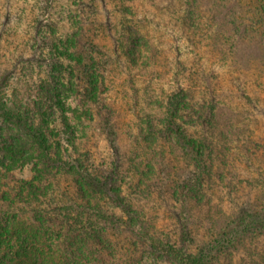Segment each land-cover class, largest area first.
I'll return each instance as SVG.
<instances>
[{
	"label": "trees",
	"instance_id": "16d2710c",
	"mask_svg": "<svg viewBox=\"0 0 264 264\" xmlns=\"http://www.w3.org/2000/svg\"><path fill=\"white\" fill-rule=\"evenodd\" d=\"M49 3L51 0H45V8H35L31 14V44L25 60L29 70L43 77L34 87L27 86L22 97L14 94V89L9 96L7 88L15 66L0 72V264H213L215 247L238 252L247 242L263 237L264 205L260 212L239 210L214 239L193 249L195 238L185 225L180 223L183 228L175 239L159 236L143 210L122 196L123 178L118 177L121 157L113 161L108 176L93 175L87 166L90 155L81 154L75 143L77 131L83 133V122L97 121L103 126L116 152L114 140L120 136L114 131L116 109L104 100L111 63L100 42L108 39L113 44L115 60L120 49L133 66L147 69L155 63L146 55L149 42L141 25L125 29L127 45L121 47L108 25L111 15L109 20L104 17L101 25L90 26L82 5L95 13L91 1L77 4L79 14L68 19L72 30L56 38L55 24L44 25L40 20L52 8ZM100 3L106 7L105 0ZM43 48L50 49L47 58L41 53ZM62 59L69 66H63ZM66 98L73 99V109L63 105ZM147 107L149 111L142 113L143 121L135 129L134 142L141 158L140 162L138 156L131 159L126 175H133L135 185L130 187L146 197L149 176L156 165L164 166L165 149L170 145L193 162L191 176L174 183L171 197L182 207L188 202L197 204L200 195L205 196V162L213 148L204 131V124L214 118L213 107L207 108V113L180 88L156 98L151 95ZM153 109L159 116L150 112ZM55 113L63 121L59 132L63 136L53 143L55 135L50 128ZM189 113L195 119L191 135L184 129ZM210 139H214L212 135ZM26 169L32 175L29 181L14 178L15 172ZM64 178L70 182L62 187ZM245 250L249 264H263L254 250Z\"/></svg>",
	"mask_w": 264,
	"mask_h": 264
},
{
	"label": "rangeland",
	"instance_id": "374dc122",
	"mask_svg": "<svg viewBox=\"0 0 264 264\" xmlns=\"http://www.w3.org/2000/svg\"><path fill=\"white\" fill-rule=\"evenodd\" d=\"M82 1H91L97 11L82 5L90 26L101 25L104 17L110 19L108 25L120 40V47L127 45L125 29L141 25L149 42L146 55L155 63L147 69L138 68L123 57L120 49L115 60L113 44L108 39L100 42L111 63L104 100L116 109L114 131L120 136L114 140L116 152L103 126L97 121H82L84 136L78 130L75 143L81 154L90 155L87 166L93 175L108 176L113 161L121 157L123 166L118 177L123 178L122 196L143 210L159 236L175 239L185 225L195 238L193 249L214 239L239 210L260 212L264 205V0H105L106 7L100 0H51L47 6L52 8L40 20L44 25L55 24L56 38H61L72 30L69 16L79 14L77 4ZM45 5V0H0V72L15 66L7 88L9 96L14 89L13 93L22 97L27 86L34 87L43 77L29 70L25 60L31 44V14ZM121 6L128 10L123 11ZM49 52L48 48L41 50L44 58ZM60 61L69 66L66 60ZM178 88L188 91L193 104H201L207 113L213 107L214 113L213 120L204 124L207 140L213 144L205 162V196L200 195L197 204L188 202L184 207L171 197V188L191 176L193 162L176 147L167 145L164 166L156 165L150 174L146 197L133 191L130 185H135V178L126 175L131 159L139 155L135 129L143 121L142 113L149 111L150 96L160 97ZM63 105L67 109L76 106L72 98L63 100ZM150 112L159 116L155 109ZM54 119L50 128L55 135L53 143L63 136L59 134L63 121L58 113ZM191 121L195 119L189 113L184 129L190 135L195 131ZM31 176L29 169L14 173L16 180L29 181ZM69 182L64 178L60 186ZM114 214L122 217L119 210ZM243 247L254 250L264 264V236ZM245 249L228 253L215 247L213 264H249Z\"/></svg>",
	"mask_w": 264,
	"mask_h": 264
}]
</instances>
